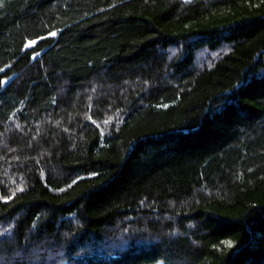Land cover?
I'll return each mask as SVG.
<instances>
[{
    "label": "trees",
    "instance_id": "1",
    "mask_svg": "<svg viewBox=\"0 0 264 264\" xmlns=\"http://www.w3.org/2000/svg\"><path fill=\"white\" fill-rule=\"evenodd\" d=\"M0 69V264H264V0H2Z\"/></svg>",
    "mask_w": 264,
    "mask_h": 264
},
{
    "label": "snow or ice",
    "instance_id": "2",
    "mask_svg": "<svg viewBox=\"0 0 264 264\" xmlns=\"http://www.w3.org/2000/svg\"><path fill=\"white\" fill-rule=\"evenodd\" d=\"M0 2H2V0H0ZM50 35H52V36H55L56 35V33L55 32H53V33H51ZM36 43V41H30L29 42V45L28 46H32V45H34ZM0 71H2V69H0ZM20 191H23V189L21 188V189H19Z\"/></svg>",
    "mask_w": 264,
    "mask_h": 264
},
{
    "label": "rangeland",
    "instance_id": "3",
    "mask_svg": "<svg viewBox=\"0 0 264 264\" xmlns=\"http://www.w3.org/2000/svg\"><path fill=\"white\" fill-rule=\"evenodd\" d=\"M158 264H164L163 262H160V263H158Z\"/></svg>",
    "mask_w": 264,
    "mask_h": 264
}]
</instances>
